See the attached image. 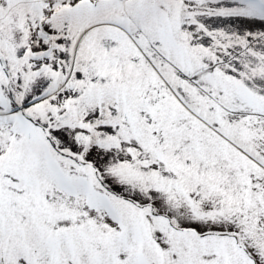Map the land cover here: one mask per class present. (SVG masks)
I'll list each match as a JSON object with an SVG mask.
<instances>
[{"label": "snow or ice", "instance_id": "obj_1", "mask_svg": "<svg viewBox=\"0 0 264 264\" xmlns=\"http://www.w3.org/2000/svg\"><path fill=\"white\" fill-rule=\"evenodd\" d=\"M0 264H264V0H0Z\"/></svg>", "mask_w": 264, "mask_h": 264}]
</instances>
